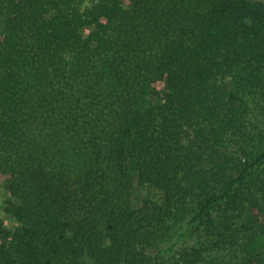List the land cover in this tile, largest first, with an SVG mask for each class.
<instances>
[{
  "label": "trees",
  "instance_id": "16d2710c",
  "mask_svg": "<svg viewBox=\"0 0 264 264\" xmlns=\"http://www.w3.org/2000/svg\"><path fill=\"white\" fill-rule=\"evenodd\" d=\"M2 188L0 264H264V0H0Z\"/></svg>",
  "mask_w": 264,
  "mask_h": 264
},
{
  "label": "rangeland",
  "instance_id": "374dc122",
  "mask_svg": "<svg viewBox=\"0 0 264 264\" xmlns=\"http://www.w3.org/2000/svg\"><path fill=\"white\" fill-rule=\"evenodd\" d=\"M150 192L151 191L148 188H138L137 189V195L140 197L149 196ZM8 197H9V194L7 190L5 188H2L0 190V216L6 219L9 226H14L16 225V222L12 218L7 217V215L4 212V203L6 202Z\"/></svg>",
  "mask_w": 264,
  "mask_h": 264
}]
</instances>
